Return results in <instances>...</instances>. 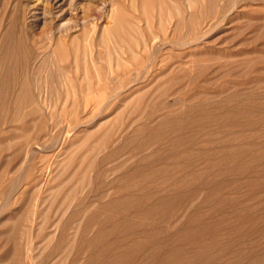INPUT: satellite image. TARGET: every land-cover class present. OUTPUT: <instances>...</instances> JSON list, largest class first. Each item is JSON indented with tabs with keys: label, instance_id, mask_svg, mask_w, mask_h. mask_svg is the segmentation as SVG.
Returning <instances> with one entry per match:
<instances>
[{
	"label": "rangeland",
	"instance_id": "obj_1",
	"mask_svg": "<svg viewBox=\"0 0 264 264\" xmlns=\"http://www.w3.org/2000/svg\"><path fill=\"white\" fill-rule=\"evenodd\" d=\"M40 1L0 0L49 62L28 71L42 112L26 102L0 144V264H264V0ZM73 188L90 215L64 228L53 198Z\"/></svg>",
	"mask_w": 264,
	"mask_h": 264
},
{
	"label": "bare ground",
	"instance_id": "obj_2",
	"mask_svg": "<svg viewBox=\"0 0 264 264\" xmlns=\"http://www.w3.org/2000/svg\"><path fill=\"white\" fill-rule=\"evenodd\" d=\"M33 1V0H32ZM38 2V0H35V2ZM40 1V0H39ZM59 1V0H58ZM28 2V1H27ZM31 2V1H30ZM40 2H42V1H40ZM62 2V1H61ZM7 3V2H6ZM34 3V2H33ZM63 3V2H62ZM10 4H12V2H10ZM21 4V3H20ZM31 4V3H30ZM43 4V3H42ZM27 5V4H26ZM37 5V4H36ZM38 5H41V3L40 4H38ZM37 5V6H38ZM44 6V5H43ZM61 6V5H60ZM60 6L58 7V8H60ZM22 7V6H21ZM39 7V6H38ZM41 7V6H40ZM45 7V6H44ZM30 8V7H29ZM46 8V7H45ZM44 8V9H45ZM61 8H63V7H61ZM28 9V8H27ZM22 10H23V7H22ZM22 10H20L21 12H23V17H25L24 16V11H22ZM30 10V9H29ZM36 10H37V8H36ZM35 10V11H36ZM39 10V9H38ZM50 10V9H49ZM59 10V9H58ZM57 10V11H58ZM41 11H43V9L41 10ZM41 11H39V12H41ZM59 11H63V9L62 10H59ZM26 12V11H25ZM31 12V11H30ZM34 12V11H33ZM38 12V13H39ZM45 12H47V9H46V11ZM49 12H51V11H49ZM48 12V13H49ZM55 12V11H54ZM53 12V13H54ZM65 12V11H64ZM16 13H18V11L16 12ZM16 13H15V16H16V18L15 19H12L13 18V14L9 17V19H8V21H7V24H6V27L4 28L3 27V21H6L5 19L3 20V21H1V23H0V121H2L3 120V125L5 126V127H0V144H3V142L4 141H7V139L8 138H6L7 136H6V133H8V132H13V130L16 132V130L15 129H18V128H16V126H14V122L15 121H17L16 119H18L20 116L22 117H24V119L25 118H28L29 116V113H28V111L30 112V108H32V110H34L33 112H38L39 111V109L41 108V109H43L42 107H40L38 110H36L37 109V106H36V103H35V99H37V100H39L38 98H42V99H40V101L41 100H43V97H39V94H38V96H36L37 94H31V93H33L32 91L30 92V88H32V87H34V86H31V87H29L30 85H29V79H28V76H29V72H30V70H32L33 69V71L35 70V68L36 69H38L37 71H36V74H39V75H35V76H40V73H42L41 72V70H45L46 72L48 71L47 70V68H44V67H40V68H42L41 70H40V68H39V64H40V66H41V61L40 60H43L44 61V59H45V61H46V58L44 57H41V55H43V54H41V53H43V51H45V50H41L42 48H40V47H35V46H38L39 45V43H38V41H37V44L38 45H32V48L31 47H29L28 45H26L24 42H23V40H22V36H24L25 37V31H24V25L22 26V24H24V22L23 23H21L20 25L22 26H19V23H18V21H19V16L18 15H16ZM28 13V12H27ZM26 13V14H27ZM32 13V12H31ZM36 13V12H35ZM42 13V12H41ZM52 13V12H51ZM51 13H49V14H51ZM57 13L58 12H56L55 14L57 15ZM61 13V12H60ZM47 14V13H46ZM49 14H47V15H49ZM21 15H22V13H21ZM32 15V14H31ZM41 15V14H40ZM51 15H53V14H51ZM55 15V16H56ZM60 15V14H59ZM62 15V14H61ZM54 16V15H53ZM37 17H38V15H37ZM40 17V16H39ZM38 17V18H39ZM60 17V16H59ZM55 18V17H54ZM29 19V18H28ZM31 19V18H30ZM33 19H35V17L33 18ZM43 19H45L44 17H43ZM50 19H51V17H50ZM21 20H22V18H21ZM27 19L25 18V21H26ZM29 21V20H28ZM27 21V22H28ZM26 24H28V23H25V25ZM28 25H26L25 26V28L27 27ZM2 27H3V30H2ZM19 27H21V28H23L22 30L24 31V35H21L23 32L21 31V30H19ZM18 31H20V32H22V33H17ZM23 37V38H24ZM28 37V36H27ZM27 37H26V39H27ZM35 39V38H34ZM28 40V39H27ZM26 40V43L27 42H29V41H27ZM37 39H35V41H36ZM35 41H33V42H35ZM30 42L32 43V41H31V38H30ZM41 42V44H43V42L42 41H40ZM30 43V44H31ZM36 43V42H35ZM29 44V43H28ZM41 44H40V46H41ZM45 44V43H44ZM43 46H46V45H43ZM45 49V48H44ZM41 50V51H40ZM23 55V57H21L20 55ZM44 54H47L46 52H44ZM43 56H46V55H43ZM48 56H50L51 58H52V56L49 54ZM43 58V59H42ZM52 60V59H51ZM55 60V59H54ZM53 60V61H54ZM61 60V59H60ZM76 61H77V59H75ZM58 61H59V59H58ZM58 61H56V63H52V67H53V64L55 65V64H61V62H58ZM43 63H45V64H49V62H48V60L46 61V62H42V64ZM65 64V63H64ZM64 64H63V62H62V65L64 66ZM67 64V63H66ZM68 64H70V63H68ZM67 64V65H68ZM78 64V63H77ZM38 65V66H37ZM50 65H51V63H50ZM75 65V64H74ZM42 66H44V64L42 65ZM57 66V65H56ZM48 67V66H47ZM58 67V66H57ZM56 67V68H57ZM55 68V67H54ZM54 68H52L53 70H54ZM55 68V69H56ZM62 68V67H61ZM69 68V67H68ZM48 69L49 70H51L49 67H48ZM59 69V68H58ZM58 69H57V71H58ZM64 69H66L67 70V68H64ZM76 69H78V68H76ZM75 69V70H76ZM61 70V69H60ZM69 70V69H68ZM79 70V69H78ZM85 70V69H84ZM29 71V72H28ZM40 71V72H39ZM54 71H56V70H54ZM65 71V70H64ZM87 71V70H86ZM86 71L85 72H83V73H86ZM35 72V71H34ZM37 72H39V73H37ZM44 72V71H43ZM46 72H44V73H46ZM50 73L52 72V70L51 71H49ZM62 72V71H61ZM67 72V71H66ZM69 72V71H68ZM67 72V77H69V78H71L68 74ZM50 73H47V74H50ZM54 72H52V74H53ZM28 74V75H27ZM35 74V73H34ZM33 74V75H34ZM47 74H45V78L47 77L48 79H51V77L49 78L48 76H46ZM51 74V75H52ZM55 74V73H54ZM59 75V71L55 74V75ZM64 74V73H63ZM77 74H79V73H77ZM43 75V74H42ZM57 75V76H58ZM64 75H66V74H64ZM35 76H34V78H35ZM44 76V75H43ZM56 76V77H57ZM62 76V75H61ZM67 77H65V78H67ZM80 77V76H79ZM42 78H44V77H42ZM53 78H55V76L53 77ZM73 78H75V77H73ZM36 79H38V81H40L39 80V78H37L36 77ZM36 79H34V80H36ZM56 79V78H55ZM78 79V78H77ZM76 79V80H77ZM32 80H33V76H32ZM34 80H33V82H34ZM44 80V79H43ZM54 80V79H53ZM69 80V79H68ZM71 80V79H70ZM73 80V79H72ZM80 80V79H79ZM45 81H47V80H45ZM56 81L57 82H59V79L57 80L56 79ZM53 82V83H57V82ZM62 81V80H61ZM66 79H65V83H66ZM48 82H51L52 83V79H51V81L49 80ZM70 82V81H69ZM76 82H78V80L76 81ZM32 83V82H31ZM36 83V82H35ZM38 83V82H37ZM45 83V82H44ZM72 83L73 84H75L73 81H72ZM71 83V84H72ZM34 84V83H33ZM39 84V83H38ZM67 84H70V83H67ZM67 84H65V86L67 85ZM51 85V84H50ZM56 85V84H55ZM36 86H38L37 84H36ZM39 86H41L40 84H39ZM76 86V85H75ZM51 87H52V85H51ZM68 87H69V85H68ZM71 87V86H70ZM69 87V90L70 89H72L73 90V88L72 87H74V86H72L71 88ZM35 88V87H34ZM39 88H41V87H39ZM39 88H37V89H39ZM43 88V87H42ZM76 88V87H75ZM40 91L42 90V89H39ZM44 90V89H43ZM67 90V89H66ZM77 90V89H76ZM43 92V91H42ZM38 93V92H37ZM39 93H41V92H39ZM68 93V92H67ZM69 93H70V96L72 97V94L74 95V97L73 98H76V94H74L73 92H71V90L69 91ZM68 93V94H69ZM62 94H64V93H62ZM33 95H34V97H35V99H34V97H33ZM42 95V94H41ZM43 96H44V94H43ZM116 96V95H115ZM60 97H62V96H60ZM64 98L66 99H68V97H66V95L64 96ZM63 97H62V100L64 99ZM78 98V97H77ZM76 98V100H78ZM45 100L44 101H46V98H44ZM66 99V100H67ZM79 99H80V97H79ZM103 99H105L104 98V95H103V97H102V100ZM66 100H63L64 102H67ZM69 100H72V102H73V100L74 99H69ZM76 100H74V101H76ZM88 100V99H87ZM85 101L86 103L88 102V101ZM39 101V102H40ZM43 101V102H44ZM26 102H28V103H33V107H30L29 108V110H27V113L25 112V111H23L24 109H23V105H25L26 104ZM77 102V101H76ZM75 102V103H76ZM42 103V102H41ZM42 105V104H41ZM43 105H44V103H43ZM46 105V104H45ZM36 108H35V107ZM34 108V109H33ZM40 109V110H41ZM25 110H26V108H25ZM40 112H42V110L41 111H39L38 112V114L40 113ZM40 115V114H39ZM38 115V116H39ZM5 116H10L9 117V119H7V121H5ZM28 116V117H27ZM37 116V117H38ZM22 117V118H23ZM31 117V116H30ZM43 117V116H42ZM33 118L35 119V116H33ZM39 118V117H38ZM29 119H32V117L31 118H29ZM25 120H27V119H25ZM5 121V122H4ZM31 121V120H30ZM29 121V122H30ZM20 122V121H19ZM19 122H16V123H19ZM21 122H24V124L23 125H25V124H27V123H25V122H27V121H21ZM29 124V123H28ZM27 124V125H28ZM26 125V126H27ZM20 126H22V125H20ZM24 127V126H23ZM29 127V126H28ZM27 127V128H28ZM26 128V127H25ZM22 129V128H21ZM72 130V128H70V130L69 131H71ZM22 131H23V129H22ZM29 131V130H28ZM15 132H13V133H15ZM23 132H25V131H23ZM47 135V133H44V131H42L41 133H39V139H44V137ZM109 136H110V133L109 132H107V131H103L102 133H101V135L100 136H98V141L96 142L97 144H95L94 145V147L93 148H96L98 145H101V144H103L108 138H109ZM121 139V138H120ZM38 143V142H37ZM41 143H42V140H41ZM43 143H44V140H43ZM42 143V144H43ZM7 143H5V145H6ZM119 144V143H118ZM5 145H3V147L5 146ZM39 145V144H38ZM103 146V145H102ZM101 146V147H102ZM42 147V146H41ZM1 149H2V147H0ZM3 149H6V150H8V147L7 148H3ZM119 148H115V147H112L110 150H107L104 154H103V156L102 157H100V159H99V164L101 165V169H99V170H97V172L95 173V177H94V182H95V186L96 187H98V188H100V186L103 184H106L105 183V181H106V179H104L105 178V175H107V173L109 172V169L107 168V167H104V165H108V164H110L112 161L114 162L115 160H117V159H119V157H117V155H116V153L117 152H119V150H118ZM24 158H27V157H24ZM76 159L75 158H70L69 159V162L67 163V164H69V169H70V172H69V177H74L75 175H77V173H78V168L76 167ZM112 162V163H113ZM4 163V162H3ZM3 163H1V165L3 164ZM123 164V163H122ZM4 167H6V166H8V165H3ZM3 166H1V167H3ZM11 166V165H10ZM13 167V166H12ZM48 168H49V165H43L41 168H40V170H39V172L33 177H31L29 180L28 179H26V180H28V182L26 183V185L28 184V185H30V186H27L28 187V190H29V187H32V186H35L36 188H37V190H36V188L34 189L33 188V190H35V191H40V189L38 188L39 187V185H40V183L43 181V178H45V175L47 174V171H48ZM112 168V167H111ZM114 168V167H113ZM16 169V168H15ZM7 170V169H6ZM6 170L4 171V172H6ZM11 170H12V168H11ZM10 170V171H11ZM113 170V169H112ZM12 172V171H11ZM50 171H48V173H49ZM1 176H3L2 174H0ZM15 176V175H14ZM16 177V176H15ZM28 177V176H27ZM29 177H30V174H29ZM48 177V176H47ZM4 178V177H3ZM0 179H2V177H0ZM17 179V177L15 178V180ZM47 179V178H46ZM3 180V179H2ZM11 181H13V179H10ZM10 180H9V182H10ZM18 180V179H17ZM68 183V182H67ZM15 185V183H12V182H10L9 183V185H10V188H11V185L12 186H14ZM43 184V183H42ZM38 186V187H37ZM45 186V185H44ZM43 186V187H44ZM61 186V185H60ZM59 186V187H60ZM27 187H24L22 190L25 192L26 191V188ZM63 186H61V188H62ZM102 188V187H101ZM100 188V189H101ZM15 188H13V190H14ZM31 189V188H30ZM39 189V190H38ZM44 189V188H43ZM64 189V188H63ZM62 189V190H63ZM12 190V191H13ZM60 191H62L61 189H59ZM8 192L10 191L9 189L7 190ZM23 191H21V192H23ZM77 190L75 189V188H73V189H70V190H68L67 192H65V193H62L61 194V192H60V194L61 195H59V196H57L56 198H53V201H56L55 202V206H56V212H59V213H62V215L63 216H65V214L68 212L69 214H67L68 216L65 218V221H64V223H63V227L64 228H66V226L69 224V223H71V222H74L73 221V219L74 218H76L77 216H78V213H79V216H84V209L85 208H81L80 206H81V201H82V199L81 200H79L77 197H76V192ZM2 192V191H1ZM3 192H4V190H3ZM23 192V193H24ZM41 192V191H40ZM39 192V193H40ZM43 193L45 192V191H42ZM64 192V191H63ZM10 193V192H9ZM5 195L6 194H8L7 192L6 193H4ZM4 194H2V195H4ZM22 194V193H21ZM4 195V196H5ZM11 195H12V193H11ZM24 195V194H23ZM36 195V194H35ZM41 195V194H40ZM8 197V196H7ZM37 195L35 196V199H36V202L37 203H39L38 201L39 200H41V199H43V198H40V197H37ZM71 197H76V199H74V201H73V203H70L69 205H65V203L63 202L65 199H68V198H71ZM123 199H126V197L125 198H123ZM44 200V199H43ZM118 200V202L120 201V199H117ZM117 200H116V202H117ZM131 201V200H130ZM114 202H115V200H114ZM114 202H111L110 203V205L112 204V203H114ZM122 202V201H121ZM123 203V202H122ZM119 203H115V205H118ZM121 204V203H120ZM125 204H126V202H125ZM128 204V203H127ZM5 205V204H4ZM38 205H40V204H38ZM38 205H36V206H38ZM110 205H104V206H102V208L104 207V208H106V206H108L107 208H110L111 206ZM115 205H114V207L113 208H115ZM122 205V204H121ZM36 206H34V208L36 207ZM110 206V207H109ZM119 206V205H118ZM39 207V206H38ZM112 208V207H111ZM35 209H37V207L35 208ZM35 209H34V211H35ZM87 209H89L88 207H87ZM86 209V210H87ZM94 209H96V208H94ZM91 210V209H90ZM93 211V210H92ZM92 211H90V212H92ZM36 212H37V210H36ZM78 212V213H77ZM87 211H85V213H86ZM94 212V211H93ZM80 213H82V215H80ZM87 214V216H88V214L89 213H86ZM85 214V215H86ZM92 214V213H91ZM93 214H95V213H93ZM90 215V214H89ZM97 215H99V214H96V216ZM87 216H85V219L84 220H87L86 218H88V221H89V217H87ZM93 217V216H92ZM77 218H79V217H77ZM97 219V218H96ZM61 218L59 219V221H58V225L60 224V222H61ZM83 220V221H84ZM91 220H93L92 218H91ZM94 222V221H93ZM84 225V224H83ZM91 226V225H90ZM89 226V227H90ZM62 227V228H63ZM84 227H86V224H85V226ZM89 227H86V228H89ZM17 230V229H16ZM20 232V231H19ZM16 233V232H15ZM64 233V232H63ZM100 235H102L101 233H99ZM63 235V234H62ZM99 235V236H100ZM15 237V236H14ZM14 239V238H13ZM98 239V238H97ZM12 240V239H11ZM100 240V239H99ZM91 241V240H90ZM16 243V242H15ZM89 243V242H88ZM90 243H92V242H90ZM90 243H89V246H87V247H90ZM30 243H28L27 245H29ZM95 244H97V243H94L92 246H95ZM19 246V245H18ZM30 246V245H29ZM31 249V248H30ZM29 249V250H30ZM88 249V248H87ZM92 249V248H91ZM94 249V248H93ZM27 250H28V248H27ZM89 250V249H88ZM31 251V250H30ZM15 252V251H14ZM27 252H29V251H27ZM27 254V253H26ZM28 254H30V253H28ZM26 256V255H25ZM118 256V255H117ZM31 264V263H30ZM71 264H78V261H77V259H74V261L71 263Z\"/></svg>",
	"mask_w": 264,
	"mask_h": 264
}]
</instances>
